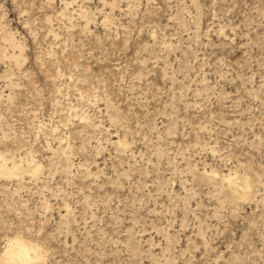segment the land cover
Here are the masks:
<instances>
[{"label": "rangeland", "instance_id": "1", "mask_svg": "<svg viewBox=\"0 0 264 264\" xmlns=\"http://www.w3.org/2000/svg\"><path fill=\"white\" fill-rule=\"evenodd\" d=\"M0 159L49 264H264V0H0Z\"/></svg>", "mask_w": 264, "mask_h": 264}, {"label": "clouds", "instance_id": "2", "mask_svg": "<svg viewBox=\"0 0 264 264\" xmlns=\"http://www.w3.org/2000/svg\"><path fill=\"white\" fill-rule=\"evenodd\" d=\"M50 254L43 241L23 233L0 240V264H49Z\"/></svg>", "mask_w": 264, "mask_h": 264}, {"label": "bare ground", "instance_id": "3", "mask_svg": "<svg viewBox=\"0 0 264 264\" xmlns=\"http://www.w3.org/2000/svg\"><path fill=\"white\" fill-rule=\"evenodd\" d=\"M19 167H16L15 165H12L11 167H9L5 161L0 159V177L1 178H13V177H17L18 173H19ZM39 173V169H35L34 174ZM237 175L236 174H227V175H223L222 176V182H223V186L227 187V189H229L230 194L232 193L233 196H240L242 194L245 195V192L242 190L237 189ZM221 183V182H220Z\"/></svg>", "mask_w": 264, "mask_h": 264}]
</instances>
